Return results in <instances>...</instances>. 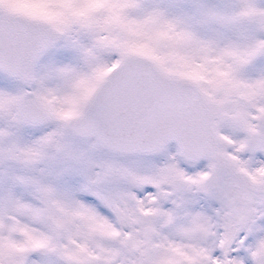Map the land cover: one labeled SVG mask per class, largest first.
<instances>
[{"label": "snow or ice", "instance_id": "obj_1", "mask_svg": "<svg viewBox=\"0 0 264 264\" xmlns=\"http://www.w3.org/2000/svg\"><path fill=\"white\" fill-rule=\"evenodd\" d=\"M0 264H264V0H0Z\"/></svg>", "mask_w": 264, "mask_h": 264}]
</instances>
